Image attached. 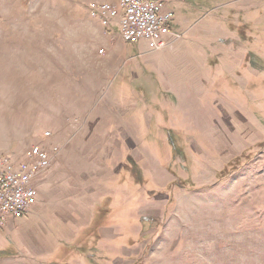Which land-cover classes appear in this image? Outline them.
Listing matches in <instances>:
<instances>
[{"label": "rangeland", "instance_id": "1", "mask_svg": "<svg viewBox=\"0 0 264 264\" xmlns=\"http://www.w3.org/2000/svg\"><path fill=\"white\" fill-rule=\"evenodd\" d=\"M164 1L181 39L152 53L94 23L110 0H0V154L58 147L53 201L90 167L118 184L95 264H264V0ZM0 237V264H45Z\"/></svg>", "mask_w": 264, "mask_h": 264}, {"label": "crops", "instance_id": "2", "mask_svg": "<svg viewBox=\"0 0 264 264\" xmlns=\"http://www.w3.org/2000/svg\"><path fill=\"white\" fill-rule=\"evenodd\" d=\"M110 1L113 4H118V0ZM113 20L116 21L113 22ZM113 20L110 22L108 27H103L100 24L102 31H106L108 34H113L116 31L119 35V18ZM96 22L99 21L95 19L94 23ZM177 28V19L174 17L171 29L173 32L179 33V29ZM103 39L105 45L109 47V39L107 37L106 39ZM121 42L127 47L138 46L146 52H157L148 49L144 42L125 43L122 40ZM174 42V39L169 38L167 47ZM81 134L82 133L78 131L75 132L74 135L81 136ZM111 135H116L117 138L124 140L126 139L125 135H123L121 131H118L117 128L116 130H112L110 133L109 131L100 133L96 132L92 138L99 137L100 139H108ZM29 150L30 149H26L24 151L23 149L19 152H14L13 150L7 149L1 152L0 155L5 154L13 158V153H19L21 157L20 160H22ZM66 153L68 152L66 151L63 157L69 156V154ZM100 155L102 156V154ZM121 156L122 163L126 159V152L124 151V154ZM129 157H131V155H129ZM102 159L103 160H100V165H102V169L100 168V171L104 172L105 169L103 167L107 166V169H109L111 165L108 164L109 156H106L105 154L104 157L102 156ZM79 161L80 159H78V162ZM84 163L93 164L92 160L89 159V156L84 159ZM121 163H119L120 167L122 165ZM84 170H86V168H84ZM83 174L84 175H81V178L78 180L75 179L70 186H64V193L61 194V197L56 199V201H53L51 193L54 185L53 179H48V176H46L43 185H41L42 183H38V185H36V189L37 187L39 188L37 189L36 204L31 207L29 211H27L23 218L10 220L3 228L0 229L2 234H7L8 239L12 241H5L6 245L3 248H11V250H14L17 255L23 254L20 252L27 251L26 249H28L34 258H41L45 264H53L52 260L55 259H57L59 264H72L70 261L80 259L83 261H92V263L94 262L95 264L96 256L90 254L91 250L94 249V254L98 253L95 251L101 248L100 246L102 243L117 238L113 227L116 225L115 223L118 222V220L112 219L110 206L108 207L106 205L113 203L111 196L116 192L112 189L118 184L106 181L107 183L105 182L101 185L100 191L97 193V178L100 180L98 173L94 172L92 167H90V170ZM119 186L125 187L126 184L124 183ZM42 188L45 192H50L51 198L44 200V197H40ZM123 193L126 194L125 191H122V194ZM102 201H104V203ZM51 203L55 204L57 209H47ZM101 205H105V208H101ZM111 222L112 225L109 224ZM38 225L46 226V230H40ZM53 242L58 243V245L53 247ZM40 246H45L48 251L40 249ZM60 258H62L61 261L58 260Z\"/></svg>", "mask_w": 264, "mask_h": 264}, {"label": "built area", "instance_id": "3", "mask_svg": "<svg viewBox=\"0 0 264 264\" xmlns=\"http://www.w3.org/2000/svg\"><path fill=\"white\" fill-rule=\"evenodd\" d=\"M88 14L103 27L119 18V35L125 43L144 42L148 49L161 51L168 39H181L171 29L175 14L164 0H118V4L91 3ZM49 132L45 137L49 138ZM51 150L35 146L19 162L0 156V229L10 220L21 219L37 202L36 181L51 167Z\"/></svg>", "mask_w": 264, "mask_h": 264}]
</instances>
